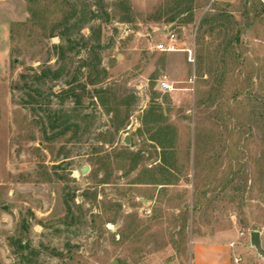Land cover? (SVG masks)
<instances>
[{
	"label": "rangeland",
	"instance_id": "obj_1",
	"mask_svg": "<svg viewBox=\"0 0 264 264\" xmlns=\"http://www.w3.org/2000/svg\"><path fill=\"white\" fill-rule=\"evenodd\" d=\"M263 4L0 0V264H264Z\"/></svg>",
	"mask_w": 264,
	"mask_h": 264
},
{
	"label": "crops",
	"instance_id": "obj_2",
	"mask_svg": "<svg viewBox=\"0 0 264 264\" xmlns=\"http://www.w3.org/2000/svg\"><path fill=\"white\" fill-rule=\"evenodd\" d=\"M232 1V0H228ZM4 36H8L7 32L2 36L3 47L0 48V74L4 66L7 47ZM235 257L234 248L226 243L214 242H195L193 247V264H233Z\"/></svg>",
	"mask_w": 264,
	"mask_h": 264
},
{
	"label": "built area",
	"instance_id": "obj_3",
	"mask_svg": "<svg viewBox=\"0 0 264 264\" xmlns=\"http://www.w3.org/2000/svg\"><path fill=\"white\" fill-rule=\"evenodd\" d=\"M169 38V43L168 44H164V43H158L156 44V49L160 50V51H167V52H170V51H175L177 50V47L174 43L175 41V36L173 34H170V36H168ZM189 61H193V54L192 52H189ZM160 87L163 89V90H167V91H170V90H173L174 87L172 84H170L167 80H161L160 81ZM244 235V232L241 231L240 232V236H243ZM230 246L234 247L235 246V243L232 242L230 244ZM239 258L237 257H234V261L237 263L239 262Z\"/></svg>",
	"mask_w": 264,
	"mask_h": 264
},
{
	"label": "water",
	"instance_id": "obj_4",
	"mask_svg": "<svg viewBox=\"0 0 264 264\" xmlns=\"http://www.w3.org/2000/svg\"><path fill=\"white\" fill-rule=\"evenodd\" d=\"M125 142L129 143V140H126ZM87 170H88V166H84L81 172L84 174L86 173ZM4 208L6 209V206H4ZM250 242L251 245L256 249L257 253L261 256H264V248L262 246L260 231L253 230L250 232Z\"/></svg>",
	"mask_w": 264,
	"mask_h": 264
},
{
	"label": "trees",
	"instance_id": "obj_5",
	"mask_svg": "<svg viewBox=\"0 0 264 264\" xmlns=\"http://www.w3.org/2000/svg\"><path fill=\"white\" fill-rule=\"evenodd\" d=\"M263 7H264V4H263ZM237 39H238V37H237ZM56 76H58V74L56 73ZM161 116H162V114H161Z\"/></svg>",
	"mask_w": 264,
	"mask_h": 264
}]
</instances>
